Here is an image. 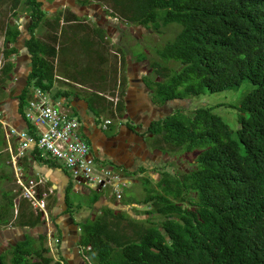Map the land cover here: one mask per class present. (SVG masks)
Wrapping results in <instances>:
<instances>
[{
  "label": "trees",
  "instance_id": "obj_1",
  "mask_svg": "<svg viewBox=\"0 0 264 264\" xmlns=\"http://www.w3.org/2000/svg\"><path fill=\"white\" fill-rule=\"evenodd\" d=\"M18 1H13V7ZM103 1L133 24L153 29L169 23L179 25L174 37L155 50L163 60H179V67L170 70L156 59L150 63L154 74L160 76L147 82L155 101L190 99L238 86L245 78L254 87L233 105L239 111L235 131L212 106L204 104L190 113L177 109L151 123L150 131L159 140L188 153L198 150L195 164L179 175L163 171L158 190L148 188L144 200L152 202L146 213L149 218L156 213L161 219L157 223L149 219L146 227L142 222L135 224L134 237L120 228L119 217L110 218L114 213L109 209L80 222L79 241L90 247L89 258L95 264H264V0ZM24 3L32 20L25 40L31 67L18 96L20 109L27 104L33 86L51 88L54 60L59 55L73 57L72 61L63 60L66 68L62 73L69 79L82 84L86 77L88 81L90 77L105 79V73L89 61L93 54L106 60L104 44L94 46L92 40H86L82 45L56 48L50 36L37 37L34 29L56 28L58 17L51 23L44 19L38 0ZM18 32V28L9 27L5 33L8 43L2 52L7 59L0 71L4 95L13 73L14 60L9 57L17 50L12 42ZM73 32L76 36V29ZM81 56L87 64L78 67ZM13 197L0 186V226L11 221L16 226L37 224L26 198L19 202L13 220ZM39 240L26 235L6 248L8 252L0 253V264H52L48 247Z\"/></svg>",
  "mask_w": 264,
  "mask_h": 264
},
{
  "label": "crops",
  "instance_id": "obj_2",
  "mask_svg": "<svg viewBox=\"0 0 264 264\" xmlns=\"http://www.w3.org/2000/svg\"><path fill=\"white\" fill-rule=\"evenodd\" d=\"M13 1L14 0H3L4 3L10 2V9H7V18L9 20H7V24L4 25V28H2V24L0 23V39H2L5 44L8 43L5 42L6 30L9 27L11 29L18 28L19 30L15 40L12 42V45H14L17 49L16 52L11 54L9 57L14 60L12 70L13 73L11 74L5 88V97L0 100V111L2 112V117L7 121L8 127L15 128V130H26L30 133L32 125L25 116V105L21 111L18 100V96L21 94L25 86L24 85L22 87V84H20L18 79H20L21 76H24L26 71L29 72V68L31 67L29 51L25 46V40L29 36V29H26V27L28 28L30 26L29 14L26 13L24 0H19L15 7H13ZM67 28L70 30L69 27ZM62 29V26H57L56 28L51 27L50 37L52 39L55 35V40L52 41L49 39V41L53 43L56 48H60V46L63 45L62 41L64 39L60 38L61 31H63ZM104 46L106 45L104 44ZM3 57L6 61L7 57L4 55L2 58ZM65 59H67V57H64L63 60ZM62 64L63 67L61 66V70L58 72L55 71L56 74L55 78H53L51 90L55 93L54 95L56 97H63V99L69 103L71 112L78 116V118H80L78 105L82 104L81 108L84 117V127L91 137L88 143L89 149L97 163L102 164L109 170L121 173L122 177L120 178L119 183L118 181H115V183L117 182L118 187L120 184H126V187L132 185L133 182L138 181V178L141 177L144 178L150 176L157 182V180L162 176L161 173L165 171V169L167 170L164 163L159 162V160L154 161L153 159H148L145 156H140L138 154L132 155L128 151L124 150L123 144H118L116 142L115 138L118 136L117 130L119 129V125L118 123L113 125L110 122L112 116L116 115V109L113 104H109L107 102L108 99H111L112 97L103 93L105 101H102L106 104L104 113L105 111H108L109 115H107L105 120L99 124L96 122V117L100 115L102 107L94 109L93 105L90 107L89 102L86 101L85 98H81L76 92L73 93L70 86H75L80 90H85L88 86L86 84L84 86L78 81H73L69 79L67 75L63 74L62 68H66V64H64V62ZM66 85H68V87H66ZM98 93L101 94L100 91H98ZM151 100L154 102L149 101V109L154 111V119H162L165 116L164 105L162 102H157L153 98H151ZM177 101H181V99L177 98L174 102L177 103ZM106 119H109L108 123H106ZM3 132L6 141V149L9 154V159L7 161L13 168L14 179L11 180V178L6 177L4 179V181H6V186L1 184L3 185V187H1L2 189L10 190L11 193L14 194L13 198L16 204L14 214L18 211L19 202H23L25 200L22 195L18 196V194L30 185V181L36 182L37 196L40 201H43L44 204L52 206L56 214L55 227L51 226L48 222L46 232L43 224L40 225L39 223L35 224V227L31 226V228L27 225L22 227L8 226L5 229L0 227L7 231L10 235H16L20 240H22V234L26 236L29 232L28 230L33 232L39 231L38 233L43 232L44 235L46 234L45 246H51V251L49 249L48 252L54 255L56 251L61 250L65 253V255L69 256L68 258L72 260L71 263L74 264L75 259L70 258V256L75 255L78 242L81 244L79 241L80 222L89 218H94L96 215L104 212H109L108 209L114 213L110 216L111 219L119 217L118 220L123 223L133 219V215L135 220L146 217L144 214H147L146 210L149 208H144L143 210L141 209V213H135L133 211V207H145L150 200L134 201L133 191L127 195L121 194V197H117V199L113 196L114 194L111 186V191L103 190L104 187L101 188L87 183L82 178H73L69 168L63 166L60 162L43 153L42 150L35 146L30 145L26 147L22 153L18 154L16 151L20 145V138L11 133L7 137L4 130ZM163 144L158 146V151L156 152L158 157H163V155L165 157L167 156V151L164 153V150L166 149ZM13 154L14 156L12 159L11 156ZM13 182L15 184L14 187L11 185ZM148 188L147 193L149 190ZM70 193L78 199L76 206L78 209L81 208V211L78 210V214H80L79 216H75L73 213L71 214V212H65L62 215L60 214L61 208L66 206V204L72 207L71 204L73 202L69 199ZM82 204H85L88 208H83ZM32 207L35 208H33L35 211H38V207L34 205H32ZM130 228L131 225L129 224L125 226L126 231ZM53 230L54 232H52ZM52 237L54 242L51 240ZM58 237L61 238L60 242L57 239ZM85 248H89V246H85ZM52 257L54 258V256Z\"/></svg>",
  "mask_w": 264,
  "mask_h": 264
},
{
  "label": "flooded vegetation",
  "instance_id": "obj_3",
  "mask_svg": "<svg viewBox=\"0 0 264 264\" xmlns=\"http://www.w3.org/2000/svg\"><path fill=\"white\" fill-rule=\"evenodd\" d=\"M38 1L40 2L39 7L42 9V11H44V13L46 11L50 13V17H45V20L47 19L52 23L58 17V26L66 25L69 27V25L72 24L77 25L76 29H79L76 30L78 36L76 38L78 41L76 44L82 45L83 41L86 40H92L94 46H96V44H105L108 40H111V43L119 44V50L114 51V53L118 55V60L121 66H118V75L114 83L113 90H115L120 95L118 97H112L111 99H108L109 102L107 101L108 103L113 104L116 109V115L112 116V119L110 120L113 125H115L116 123H118L119 125V129L117 130L118 136L115 138L116 142L118 144H123L124 150L128 151L132 155L138 154L140 156H145L148 159H153L154 161L159 160V162L164 163L165 167L167 166L171 169L170 171V169L166 167L167 170L165 169V171L167 172L179 175L182 170L188 171L189 168H191L195 164L194 159H187L188 161H191L193 163H190L191 165L188 167L184 166V168L180 170V168H182V166L186 162V155H178L177 153H175L174 149L178 148L179 146H174L166 141L163 142V140H159L157 138L158 135H154L150 131L151 123L153 121H156V119H154V111L149 109V101H154L151 100V97L149 96L150 93L152 94V89L149 87L147 82L149 81V79H158L160 76L158 74H154L153 66L150 65V63L147 66H145V64H139V62H141L146 57L133 59V55L127 56L124 49H121L123 48V46L128 44L127 36L133 39V27H136L137 24H133L132 22H127L125 19H122L120 16L115 14L113 9L105 4L103 0ZM26 13L29 12L26 11ZM93 55L95 56V54ZM94 56L91 59H94ZM122 71H124L126 77L123 76L124 74L121 76ZM147 76L150 78L146 79ZM142 89L146 90L145 92L147 93L145 99H143V97H135V93H133V91ZM134 100H136V103L138 104L141 103L138 110H136L134 107ZM175 100L176 98L168 99L162 102L165 109L164 112L166 113L167 111L166 114L164 113L165 116L177 110V107H175ZM78 106L80 113V118H78L79 131L82 137L89 143V139L91 137L84 127V117L81 108L82 104H79ZM118 106L120 107V109H118ZM120 111L124 112L123 116ZM160 144H163L164 146L167 145L166 147H168L166 157L164 155L163 157H158L156 155L158 146ZM112 172L114 173L115 171L112 170ZM115 181H118L119 183V178H115L113 182ZM156 185L157 186L155 187L158 188V184ZM148 208H150V203L148 205H145V209ZM65 212H71L70 206L68 204L61 208L60 214L62 215ZM17 215L18 213L14 214L13 220L17 217ZM33 217L38 219L37 223H39L40 225L43 224L45 232L47 228L46 226H48V222L51 226H54L56 222V214L53 207L49 206V204H44V208L38 207V211H35L33 209ZM95 217H97V215ZM133 218H135L134 215ZM149 219L157 223L161 218L159 217L158 219H154L151 217ZM133 221L134 220H129L125 223L119 221L120 228H123L124 231L130 236L133 235V232H135V228H137V226L133 224ZM146 222H148V225H150L151 223L150 221ZM127 224L131 225L129 231L125 230V226ZM8 226L17 227L16 225L12 224V221L3 228L5 229ZM142 226L145 227L144 225ZM28 227L31 228V226ZM3 228H0V253H2L6 248L12 247L19 241H21L16 235H10L7 231L3 230ZM28 231L29 232L27 235H31L36 239V241H40L39 239H41L42 243L45 245L46 234L44 235L43 232L38 233L39 231ZM52 232H54V230ZM24 238L25 237H22L21 239ZM57 239L60 242L61 238L58 237ZM89 248H85L84 245L79 244L78 242L75 255L70 256V258L75 259L74 264H95L87 255ZM47 254L54 256V262L52 264H73L71 263L72 260L68 258L69 256L65 255V253L61 250L56 251L54 255L50 254L48 251Z\"/></svg>",
  "mask_w": 264,
  "mask_h": 264
},
{
  "label": "rangeland",
  "instance_id": "obj_4",
  "mask_svg": "<svg viewBox=\"0 0 264 264\" xmlns=\"http://www.w3.org/2000/svg\"><path fill=\"white\" fill-rule=\"evenodd\" d=\"M105 4H107L105 2ZM7 9H10V2L4 3L3 0H0V23L2 24V28H4V25L7 24V20H9L7 18ZM44 12V11H43ZM44 19L49 18L50 17V13L49 12H45L43 15ZM80 26V25H79ZM65 28L63 31H61V39H64L62 41V44H66L69 47H73L78 41H77V35L74 36V29L75 28H70V30L67 28L66 25H62V28ZM179 29V25L177 23H169L166 25H160V29H153V27L151 26H143V25H136V27H133V39H131L129 36H127V42L128 44L123 46V48L125 51V54L127 56L129 55H133V59L137 58H144V56L146 55V58L143 59L141 62H139V64H145V66L149 65V63L152 62V60L156 59L159 60L162 64L167 65L169 67V69H176L179 67V60H175V59H166L163 60L161 59L158 54L156 53V49L160 48L167 40H171L174 35L176 34V32ZM78 30V28L76 29ZM50 31H51V27L50 26H45L44 28H40V27H36L34 29V35L37 37H41L44 39H48V37L50 36ZM60 35V34H59ZM137 35V36H136ZM51 39V37H50ZM65 40H68V43H65ZM108 44V45H107ZM106 46H104L103 48V55L105 56V61H100V58L98 56H96L95 54V58L94 59H89L90 65H92L95 68H99L100 71H102L103 73H105L106 77L103 81L99 80L98 78H93L90 77L89 81L87 80V77L84 78L85 79V83H83V85L85 86V84L88 86H86L87 90H80L75 86H70L71 90L73 91V93H77L78 96H80L81 98H85L86 101L89 102L90 107L93 105L94 109H96L97 107H102L101 111H100V115L96 117V122H98L99 124H101L108 114V111H105L104 113V109L106 108V104L103 103L102 100L105 101V99L99 95L103 96V93L108 94V96L111 97H118L120 94H118L115 90H113V86L114 83L117 79V73H118V66H121L119 60H118V55H116L114 53V51H118L120 46H118L119 44L117 43H111V40H108L105 43ZM122 46V45H121ZM129 46V47H128ZM4 48V41L2 39H0V50H3ZM71 54L67 53L65 56L67 57V60H71L73 59V57L70 56ZM63 56V55H62ZM61 55H59L54 61H55V65H56V71L58 72L59 70H61V66L63 67V59L64 57H62ZM93 57V56H92ZM78 61V67H81L85 64H87L86 58L85 57H80V59H77ZM123 70V69H122ZM71 71L75 72L74 69H71ZM98 72H95V75L98 76ZM124 74V75H123ZM125 76L124 71L121 72V76ZM126 77V76H125ZM150 77H146V79H148ZM160 78V77H159ZM82 79V80H84ZM79 80H81V78H79ZM151 80V79H149ZM102 84L103 88L99 89L98 85ZM66 87H68V85H66ZM254 87V84L247 78L243 79L242 82L235 87H231V88H227V89H223V90H218L215 92H206L203 94H199L196 95L190 99H188L187 101L184 99H181V101H177V103L175 104L177 107V109H181L182 111L186 112V113H190L191 109L196 107L199 104H204V105H208V106H212V111L215 113H218L228 124L229 126L235 131L238 127H239V122H238V109L233 106L235 104H237L240 99L242 98V96L251 88ZM90 88V89H88ZM98 91L101 92L98 93ZM146 90H137V91H133V93H135V97H143V99H145V96L147 95V93L145 92ZM114 92V93H113ZM151 98L152 94H149ZM4 93L1 92L0 90V98L4 97ZM105 97V96H104ZM144 101V100H143ZM142 101V102H143ZM109 102V101H108ZM187 103V104H186ZM110 104V103H109ZM141 104V103H140ZM140 104L136 103V100H134V107L136 110H138L140 108ZM170 106V105H169ZM22 111V109H21ZM93 111V110H92ZM120 113H122V116L124 115L123 111H120ZM159 137V136H157ZM167 146V145H166ZM164 147L166 150H164V153L168 150V147ZM175 153H177L178 155H186L185 159L186 162L184 163V165L182 166V168H180V170H182L185 167L190 166V163H193L191 161H188L187 159H194L196 158L197 152L198 150H194L193 152L189 153L186 152V150L183 147H178L176 149H174ZM171 152V151H169ZM9 159V154L8 151L6 149V141L4 138V132L2 127H0V186L3 187V185L6 186V181H4V179L7 178H11V180L14 179V175H13V168L12 166L9 164V162L7 161ZM167 167V166H166ZM160 168V167H159ZM168 169H170L169 167H167ZM171 171V169H170ZM149 176V175H146ZM115 179H112V181H114ZM4 181V182H3ZM3 184V185H1ZM157 184L156 180L152 179V177H141L138 178V181L133 182L132 185H129L126 187V184H120L119 185V190L121 194L127 195L129 194L131 191H133V200L134 201H144V197L147 195V188L148 187H154L158 190L157 187H155ZM13 187L15 186L14 182L11 184ZM17 190V188H16ZM103 190H110L111 191V187L110 185H108V187H104ZM69 199L70 201H72L71 205L72 207H70L71 212L75 215V216H79L80 214H78V210L81 211V208L78 209L77 208V202L78 199L72 195V193L69 194ZM152 200H150L148 202L151 203ZM147 204V205H148ZM83 208L87 209L88 207L85 206V204H82ZM32 206V205H31ZM151 206V204H150ZM34 208V207H33ZM145 207L143 206L142 208H138V207H133V211L135 213L140 212L141 213V209L143 210ZM35 209V208H34ZM38 209V208H37ZM144 216L146 217H142L141 219H139L138 221H133V224L136 225H143L146 227L148 224L149 220V215L148 214H144ZM150 217L154 218V219H158L159 217L161 218V216H159L156 213H152L150 214ZM131 219V218H129ZM128 219V220H129ZM131 220H135L134 218ZM142 222V223H139ZM146 222V223H144ZM129 231V229L127 230ZM130 233V232H129ZM135 235H133L134 237ZM52 242H54V239L52 237ZM2 250V249H1ZM5 252H8L7 250H5ZM86 254V253H85ZM88 255V253H87ZM9 256V254H8ZM89 257V256H88Z\"/></svg>",
  "mask_w": 264,
  "mask_h": 264
},
{
  "label": "built area",
  "instance_id": "obj_5",
  "mask_svg": "<svg viewBox=\"0 0 264 264\" xmlns=\"http://www.w3.org/2000/svg\"><path fill=\"white\" fill-rule=\"evenodd\" d=\"M3 50H0V69L5 61ZM49 89L33 86L31 95L25 105V116L32 125L30 133L26 130H15L8 127L7 121L0 111V126L5 135L13 134L20 138V145L16 153H22L28 146H35L49 155L63 166L69 168L73 178H82L87 183L101 188L110 185L116 197L121 193L114 173L104 167L92 156L88 142L79 131L78 116L71 112L70 105L63 97L59 98ZM109 119H106V123ZM14 154L11 156L13 159ZM21 184V183H20ZM36 182L30 185L18 196L28 199L32 205L44 208V202L37 196ZM57 241V239H56ZM51 251V246L48 245Z\"/></svg>",
  "mask_w": 264,
  "mask_h": 264
},
{
  "label": "water",
  "instance_id": "obj_6",
  "mask_svg": "<svg viewBox=\"0 0 264 264\" xmlns=\"http://www.w3.org/2000/svg\"><path fill=\"white\" fill-rule=\"evenodd\" d=\"M31 21V17H29V22ZM26 29H28L27 27H26ZM30 69V68H29ZM27 74H28V71H26L25 73H24V76H21V78L20 79H18V81L20 82V84H22V87L26 84V82H27ZM188 99H186V101H187ZM187 104V103H186ZM112 171V170H111ZM114 177L117 179V178H119V180H120V178L122 177V175H121V173H117V172H114ZM126 183V182H125ZM20 229V228H19ZM23 235V237H25V235L24 234H22Z\"/></svg>",
  "mask_w": 264,
  "mask_h": 264
},
{
  "label": "clouds",
  "instance_id": "obj_7",
  "mask_svg": "<svg viewBox=\"0 0 264 264\" xmlns=\"http://www.w3.org/2000/svg\"><path fill=\"white\" fill-rule=\"evenodd\" d=\"M31 203V202H30ZM32 205V204H31ZM6 226V225H5ZM0 227H4V226H0ZM18 227V226H17Z\"/></svg>",
  "mask_w": 264,
  "mask_h": 264
}]
</instances>
